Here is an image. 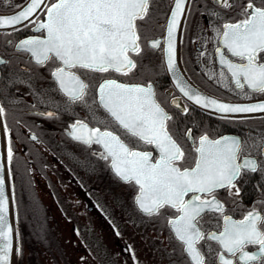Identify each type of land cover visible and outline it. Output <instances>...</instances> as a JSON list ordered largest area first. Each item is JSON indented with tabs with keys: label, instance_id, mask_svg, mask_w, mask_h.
Here are the masks:
<instances>
[{
	"label": "snow or ice",
	"instance_id": "obj_1",
	"mask_svg": "<svg viewBox=\"0 0 264 264\" xmlns=\"http://www.w3.org/2000/svg\"><path fill=\"white\" fill-rule=\"evenodd\" d=\"M4 2L12 6L11 0ZM171 2L164 51L167 70L179 92L195 105L223 114L225 119L227 114L264 113V101L226 103L203 94L181 77L176 36L191 0ZM214 2L222 8L236 9L239 16L215 29L219 64L230 73L236 89L250 90L244 93L246 98L264 94V0ZM153 4L154 0H26L15 11L0 12V29L19 32L31 25L40 34L21 39L15 48L27 54L29 62L49 70L57 91L67 98V105L87 108L95 105L104 110L105 119L93 116L98 126L77 119L67 135L83 145L101 147L93 155L107 162L117 178L136 188L134 203L140 212L148 217L165 216L173 239L179 242L175 254L183 258L181 264H209V255L200 247L205 241H214L219 246L215 264H264V212L254 207L242 219H233L225 213L224 203L216 195L219 190H226L229 196H238L240 189L236 182L242 172L264 171L261 163L250 155L238 162L248 142L233 136L212 139L207 134L200 135L193 141V165L183 167L187 153L170 130L173 117L157 101L152 83L129 84L104 78L94 87L87 78L88 73H117L126 77L137 74V58L144 53L141 32L151 30ZM40 12L43 19L39 18ZM160 45L159 39L147 42L153 49ZM7 63L0 59V64ZM220 77L227 79L223 71ZM90 93H94L91 104ZM171 104L181 108L175 98ZM183 112L187 113L188 108L184 107ZM39 114L55 116L51 111ZM5 115L6 108L0 103V118ZM4 128L7 131L6 124ZM183 136L191 140L192 130L187 129ZM31 139L38 138L33 134ZM149 147L151 150H147ZM252 147L264 157V137ZM13 155L9 138L6 156L9 164ZM4 185V176L0 175V264H10V258L19 249H14ZM205 215L210 218L206 222L216 221L215 231L202 230ZM208 249L211 254L210 245Z\"/></svg>",
	"mask_w": 264,
	"mask_h": 264
},
{
	"label": "flooded vegetation",
	"instance_id": "obj_2",
	"mask_svg": "<svg viewBox=\"0 0 264 264\" xmlns=\"http://www.w3.org/2000/svg\"><path fill=\"white\" fill-rule=\"evenodd\" d=\"M23 1L21 0L13 8ZM170 2L171 0H154L151 10L153 16L151 30L141 32L144 53L137 58V74L126 77L117 73H88L87 78L91 80L94 87L104 78L117 79L129 84L152 83L157 101L173 117L169 125L170 130L177 135L187 153L183 167L193 165L195 158L193 141L197 140L200 135L207 134L212 139L233 136L247 141L238 162H242L243 157L250 155L257 159L264 168V157H261L252 147L255 142L264 137V114L228 116L225 119L222 118L223 115H215L193 106L174 89L168 79L162 62L161 45L156 49L147 46L148 41L159 39L162 36ZM11 9H0V11ZM39 18H44L43 12L39 13ZM238 18L236 9L222 8L214 0H191L179 29L177 44L179 63L188 79L212 96L234 101L261 98L264 94H251V98H246L244 93L250 92L249 89H236L231 81L230 73L219 64L215 53V48L219 46V42L215 39V29L225 21ZM39 34L32 30L31 25L19 32H11L9 29L0 30V59L8 61L7 65L0 64V90L3 92L0 95V103L6 108V115L3 117L4 125H7V131H5L6 156L9 138H11L14 153L12 162L8 163L11 177L19 172L26 173L28 176H32L31 173L37 174L44 179V186L49 190L55 188L58 181H62V173H65L64 175L69 178L70 182H73L75 180L73 178V149L76 147L78 150L80 148L82 153L79 152L74 162L84 159L88 166L87 171L91 172L94 164L101 166L100 173L111 177L114 184L126 185L133 189L134 197L136 188L117 178L107 162L101 160L98 155H93L94 152L102 150L99 145L89 147L73 141L67 135L70 125L77 119L89 122L90 126H98L93 116L99 120L105 119L107 114L104 110L95 105L91 108L67 105V98L57 91V85L50 77L49 70L35 65L34 62H29L28 55L15 48L21 39ZM9 41L11 43H8ZM153 54L156 56L154 59ZM146 65L152 66V72H144L145 69H151ZM221 71L227 79L220 77ZM20 80L28 83H14ZM93 94L90 93L89 104L92 103L91 95ZM173 98L179 101L181 108H176L171 104ZM184 107L188 108L187 113L183 112ZM49 111L55 112V116L50 118L39 114ZM187 129L192 130L191 140L183 136ZM112 130L116 131L115 128ZM33 134L37 136V140L31 139ZM76 164L77 162L74 165ZM236 183L240 189L238 196H229L226 190H219L216 193L217 198L224 203L225 213L239 220L254 207L264 212V204H262L264 202V171L242 172L241 178ZM133 206L140 216H147L140 212L134 203ZM169 211L172 215L175 214L172 210ZM164 219L167 228L166 235L170 240L167 239L169 246L165 258L159 262L161 264H181L183 258L175 254V250L180 247L179 242L173 239L165 216ZM209 219V216L205 215L204 220L201 221V228L205 232L216 230V221L206 222ZM209 245L212 249L211 254H209ZM200 247L206 255H209V264H215V252L219 250L218 244L214 241H205ZM250 250L255 249L250 248ZM14 264H19L18 258H15Z\"/></svg>",
	"mask_w": 264,
	"mask_h": 264
},
{
	"label": "rangeland",
	"instance_id": "obj_3",
	"mask_svg": "<svg viewBox=\"0 0 264 264\" xmlns=\"http://www.w3.org/2000/svg\"><path fill=\"white\" fill-rule=\"evenodd\" d=\"M20 1L11 0L9 7L0 0V9H11ZM147 67L151 69L144 72H152V66ZM80 150L73 149L76 181L70 182L61 172L62 181L49 190L41 176L25 173L49 221L48 229L40 234L44 245L30 238L19 220V264H34L36 259L41 264H159L170 240L164 216H140L132 202L134 190L114 184L99 172V165L94 164L91 172L84 159L74 162Z\"/></svg>",
	"mask_w": 264,
	"mask_h": 264
},
{
	"label": "water",
	"instance_id": "obj_4",
	"mask_svg": "<svg viewBox=\"0 0 264 264\" xmlns=\"http://www.w3.org/2000/svg\"><path fill=\"white\" fill-rule=\"evenodd\" d=\"M26 2V0L19 6H22L24 3ZM172 2H170L166 17H165V21H164V28H163V33L162 36L159 38L161 40V57H162V62H163V66H164V70L165 73L168 77V79L170 80L171 84L173 85L174 89L183 97L187 100L186 97L183 96L182 93L179 92V90L175 87V82L172 78V73H170L167 70V66H166V56H165V49L167 47V45L164 43L165 37H166V29H165V25L167 23V19L170 15V9L172 7ZM15 9L10 10V11H5L3 13L7 14L10 13L11 11H15ZM1 12V11H0ZM3 30V29H0ZM178 37H179V30L177 32V36H176V55H177V65L179 68V74L181 75V77L186 80L187 82H189L192 86H194L195 88H197L199 91H201L203 94L215 98L217 100L226 102V103H232V104H248V103H256V102H260V101H264V97L261 98H256V99H251V100H242V101H234V100H226V99H222V98H218L215 96H212L208 93H206L205 91H203L202 89L198 88L197 86H195L189 79L188 77L185 75V73L183 72L180 63H179V59H178V53H177V44H178ZM190 104H192L193 106L202 109L206 112L215 114V115H223L220 114L218 112H216L213 109H204L198 105H195L193 102L187 100ZM259 114H264V113H241V114H227L228 116H232V117H237V116H252V115H259ZM0 164H3V170L2 172H0V175L4 176L5 179V185H4V193L6 196H8L9 198V214H8V222L9 224L12 226L13 228V233H14V249H16V243H17V235H16V223H15V212H14V204H13V197H12V191H11V183H10V177H9V172H8V167H7V161H6V155H5V132H4V124H3V120L2 118H0ZM136 194V193H135ZM134 194V196H135ZM133 203H134V197H133ZM135 205V203H134ZM136 207V205H135ZM137 208V207H136ZM138 209V208H137ZM16 253V252H15ZM14 258H15V254L10 258V264H13L14 262Z\"/></svg>",
	"mask_w": 264,
	"mask_h": 264
},
{
	"label": "trees",
	"instance_id": "obj_5",
	"mask_svg": "<svg viewBox=\"0 0 264 264\" xmlns=\"http://www.w3.org/2000/svg\"><path fill=\"white\" fill-rule=\"evenodd\" d=\"M19 172L18 177L13 178L12 193L15 206V218L17 235L19 236V220H21L20 226L24 228V232L30 238H33L45 245L42 241L40 234L45 233L48 229V219H46L43 208L37 202V197L34 195L32 185H30L29 178L25 176V173ZM18 221V223H17ZM26 237V236H25ZM20 258V255H19ZM35 258V257H34ZM29 264V261H28ZM34 264H41L37 259Z\"/></svg>",
	"mask_w": 264,
	"mask_h": 264
}]
</instances>
